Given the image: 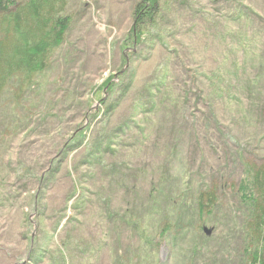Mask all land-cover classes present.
Listing matches in <instances>:
<instances>
[{
    "label": "rangeland",
    "instance_id": "374dc122",
    "mask_svg": "<svg viewBox=\"0 0 264 264\" xmlns=\"http://www.w3.org/2000/svg\"><path fill=\"white\" fill-rule=\"evenodd\" d=\"M146 1L66 0L49 67L0 96V264H249L264 0Z\"/></svg>",
    "mask_w": 264,
    "mask_h": 264
},
{
    "label": "trees",
    "instance_id": "16d2710c",
    "mask_svg": "<svg viewBox=\"0 0 264 264\" xmlns=\"http://www.w3.org/2000/svg\"><path fill=\"white\" fill-rule=\"evenodd\" d=\"M66 5V0H0V96L13 79L29 83L49 67L51 54L69 30ZM159 5V0H147L140 5L138 20L154 14ZM247 175L241 190L253 205L249 229L251 243H256L249 251V264H264V165L249 167ZM197 201L198 209L207 210L213 196L201 193Z\"/></svg>",
    "mask_w": 264,
    "mask_h": 264
},
{
    "label": "water",
    "instance_id": "95a60500",
    "mask_svg": "<svg viewBox=\"0 0 264 264\" xmlns=\"http://www.w3.org/2000/svg\"><path fill=\"white\" fill-rule=\"evenodd\" d=\"M205 232H207V234H210L206 229H205Z\"/></svg>",
    "mask_w": 264,
    "mask_h": 264
}]
</instances>
